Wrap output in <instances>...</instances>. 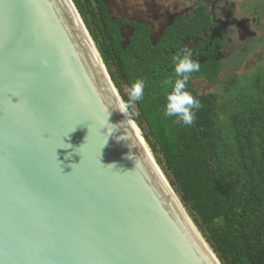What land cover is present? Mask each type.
<instances>
[{
	"label": "water",
	"instance_id": "obj_1",
	"mask_svg": "<svg viewBox=\"0 0 264 264\" xmlns=\"http://www.w3.org/2000/svg\"><path fill=\"white\" fill-rule=\"evenodd\" d=\"M120 101L72 0H0V264H221Z\"/></svg>",
	"mask_w": 264,
	"mask_h": 264
},
{
	"label": "trees",
	"instance_id": "obj_2",
	"mask_svg": "<svg viewBox=\"0 0 264 264\" xmlns=\"http://www.w3.org/2000/svg\"><path fill=\"white\" fill-rule=\"evenodd\" d=\"M92 37L122 101L142 78L145 93L130 115L180 203L221 264H264V70L249 78L236 74L241 62L225 65L200 43L199 72L188 90L199 99L192 125L163 115L166 80L176 79L174 57L181 39L206 30L209 5L197 0L191 11L171 16L159 29L116 16L106 0H72ZM204 58V59H203ZM228 66V69L226 68ZM230 75L223 81L221 77ZM220 84L199 91L195 81Z\"/></svg>",
	"mask_w": 264,
	"mask_h": 264
},
{
	"label": "clouds",
	"instance_id": "obj_3",
	"mask_svg": "<svg viewBox=\"0 0 264 264\" xmlns=\"http://www.w3.org/2000/svg\"><path fill=\"white\" fill-rule=\"evenodd\" d=\"M211 2L213 3V0H211ZM208 7L210 11V6ZM210 15L211 17H214V12L210 13ZM233 18L235 17H232L231 19L226 20V23L232 20ZM214 21H219V20L214 19ZM237 26L239 27V25ZM209 33L211 36L213 35L211 30ZM189 38H190L189 40H191L189 41V43L187 41L181 42V45L188 44L193 49L199 46L200 43H202L201 34L195 38H192V37H189ZM218 41L221 42V37H218ZM218 41L215 38V41L213 42L215 44L214 47L218 46ZM181 45H180V48L183 51L179 52L174 57V73H175L176 79L174 80L169 79L165 81V84L169 85L171 90L166 95V103L164 105L163 115L166 118L176 117L177 118L175 121L176 123H182L184 125H192L195 119V111L200 109L201 103L199 99H197L192 94V92L188 90L187 85L191 78V74L194 72L200 71L201 64L199 61L192 59V49H190V47L182 48ZM204 48L205 46H203V49ZM225 65H232V64H225ZM144 93H145L144 79L142 78L135 79L130 85L129 91L127 93V100L116 103L115 106L111 109V110H118L125 117L124 120L119 121L117 124L115 125L111 124L112 131L116 128H123V125L127 117H129L130 115L139 114L136 110V104L143 100ZM108 115H110V111ZM145 144L147 145V143ZM57 148H64V147H57ZM56 158H57V153H56Z\"/></svg>",
	"mask_w": 264,
	"mask_h": 264
},
{
	"label": "flooded vegetation",
	"instance_id": "obj_4",
	"mask_svg": "<svg viewBox=\"0 0 264 264\" xmlns=\"http://www.w3.org/2000/svg\"><path fill=\"white\" fill-rule=\"evenodd\" d=\"M203 1L209 4V12H214V17H211L208 27L204 32H202V43L205 46L204 50L206 51L210 46H212L215 38L218 41V37H221V42L218 41V46L213 47V49L215 58L223 62V64H232L234 61L240 58L246 49L253 45L250 43L252 40H258L259 42L264 40V34L261 33V26L264 19V0L258 1L255 4H249L247 0H244V2H242L238 7V11L241 13L240 17L234 16L232 14V2H229L228 0H216L214 4L211 2V0ZM181 10L171 12L165 22H170L171 16L175 13H182ZM187 11L190 12L191 7H187ZM246 12H248L247 15ZM250 12L252 17L249 16ZM232 17L241 20V29L236 23H226V20H229ZM214 19L219 21H214ZM142 22H147V20H142ZM163 24H161L160 27ZM258 24L259 27H257ZM150 25L153 27L152 24ZM160 27H158V29ZM210 30L213 33L212 36L209 33ZM248 34H251V36H248ZM189 37L190 36L182 38L181 42L187 41L189 43V41H191L189 40ZM239 46H241V52H238ZM198 47L199 46L193 49L190 47V49H192L193 55L200 54L198 52Z\"/></svg>",
	"mask_w": 264,
	"mask_h": 264
},
{
	"label": "rangeland",
	"instance_id": "obj_5",
	"mask_svg": "<svg viewBox=\"0 0 264 264\" xmlns=\"http://www.w3.org/2000/svg\"><path fill=\"white\" fill-rule=\"evenodd\" d=\"M196 1L197 0H106L114 15L125 16L131 20H147V22L152 24L155 29L160 27V25L168 19L171 12L192 7ZM228 1L232 2V14L240 17L241 13L238 11V7L244 2V0ZM247 1L249 4H255L262 0ZM247 14L248 12H246V15ZM249 16L252 17L251 12ZM257 27H259V24ZM261 33L264 34V19L261 26ZM250 43L253 45L249 46L244 54L232 63V65H235L236 63L241 62L240 69L236 71V74L241 79L249 78L254 73L264 70V40L261 42L258 40H252ZM240 49L241 46H239L238 52H241ZM226 68L228 69V66ZM227 72V74L221 77V80L224 81L230 75V70ZM195 85L199 88V91H214L217 92L216 94L220 99L222 98L223 93L220 92V84H208L203 79H197Z\"/></svg>",
	"mask_w": 264,
	"mask_h": 264
},
{
	"label": "bare ground",
	"instance_id": "obj_6",
	"mask_svg": "<svg viewBox=\"0 0 264 264\" xmlns=\"http://www.w3.org/2000/svg\"><path fill=\"white\" fill-rule=\"evenodd\" d=\"M145 147H146V149L148 148V146L147 145H145ZM149 151V150H148ZM157 164V163H156ZM159 168V167H158ZM161 170V169H160ZM211 250V249H210ZM212 251V250H211Z\"/></svg>",
	"mask_w": 264,
	"mask_h": 264
}]
</instances>
